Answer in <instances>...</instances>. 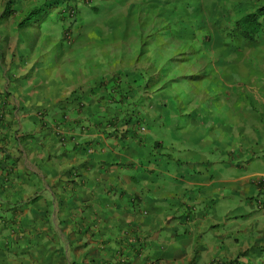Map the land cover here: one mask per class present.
<instances>
[{"label": "crops", "instance_id": "1", "mask_svg": "<svg viewBox=\"0 0 264 264\" xmlns=\"http://www.w3.org/2000/svg\"><path fill=\"white\" fill-rule=\"evenodd\" d=\"M70 2L0 0V264H264V59L128 122L103 90L126 59L79 69Z\"/></svg>", "mask_w": 264, "mask_h": 264}, {"label": "rangeland", "instance_id": "2", "mask_svg": "<svg viewBox=\"0 0 264 264\" xmlns=\"http://www.w3.org/2000/svg\"><path fill=\"white\" fill-rule=\"evenodd\" d=\"M260 4H263V0H93L90 7L79 9L83 13L85 24L79 29L82 30L81 33L76 34L78 41L75 43L81 46L80 52L88 48V52L94 56L98 54L97 50L100 54L111 51V54L104 56L110 63V72L117 68L116 64L122 53L127 59L126 72L131 70L128 60L132 62L135 58L139 62L138 66H141L138 74H142L143 70L154 74L161 71L163 74L162 69L165 70L164 79H151V89H154L153 106H160L165 124L167 113L173 107H179L182 98L196 94L205 83L210 88L209 83L215 77H208L215 73L223 74L228 62L247 60L248 57L264 59V36L260 35L256 43L252 44L240 37L235 27L240 18L256 10ZM45 5L39 6L41 11ZM92 6H96L98 14L90 9ZM262 22L264 23V19ZM180 25L185 29L175 33L173 29L178 30L177 26ZM86 26L92 28L94 35L87 34L88 31L84 29ZM171 30L174 36L165 37L163 32ZM88 36L91 43L85 46ZM153 39L155 41L151 43ZM154 58L160 59L159 66L154 67ZM255 64L261 70L264 62L257 61ZM79 65L90 67L101 66L102 63L99 58H84ZM222 79L218 87L227 90L225 86L229 84L225 83L223 77ZM160 82L169 84L164 89L157 90ZM113 84L107 86L111 87ZM140 90L143 91L142 88ZM211 91H215L214 84ZM119 94L120 91L118 96ZM147 113L150 114L148 111ZM147 129L149 131L141 136L142 139L150 135L154 137L159 131L154 125ZM152 146L153 143L147 140V147ZM132 150L137 151L134 155L136 158L144 152L138 146H134ZM155 150L158 151L156 148Z\"/></svg>", "mask_w": 264, "mask_h": 264}, {"label": "clouds", "instance_id": "3", "mask_svg": "<svg viewBox=\"0 0 264 264\" xmlns=\"http://www.w3.org/2000/svg\"><path fill=\"white\" fill-rule=\"evenodd\" d=\"M91 1H93V0H72V2H70V4H69V9L68 10H66V12H64V13H62V21H63V23H64V27H66L64 30H63V32H62V42L63 43H65L67 46H70V47H72L73 49L76 47L77 48V51L76 52H78L79 54H81V55H84V58H86V54L87 53H89L88 52V48H86V50L83 52H80L79 51V48L81 47V46H78V45H76V43H77V41H78V39L76 38V34H79V33H81V31L82 30H79L80 29V27L81 26H83L85 23H84V16H83V13H81V12H79V9H80V7H90V4H91ZM67 6V5H66ZM91 10H93L94 11V13L95 14H98V9L96 8V6H92L91 8H90ZM40 10V8L39 7H37V8H35V10L34 11H36V12H38ZM43 10H45L46 11V8L45 7H43L42 8V11ZM41 11V10H40ZM255 11V10H254ZM253 11V12H254ZM252 13V12H251ZM249 14V13H248ZM26 17H23V18H21L20 20H19V24L25 19ZM32 21V20H31ZM30 21V22H31ZM260 21H261V19H260ZM29 22V23H30ZM29 23H28V25H29ZM27 25V26H28ZM26 26V27H27ZM26 27H24V28H26ZM77 28L76 30H74V28ZM24 28H22V29H24ZM20 29V28H19ZM72 29V30H71ZM84 29H86V31H88L87 32V34H89V36H91V35H94V33H92V28H90V27H88V26H86V28H84ZM21 30V29H20ZM236 31H238V29H236ZM164 33V36L166 37V32H163ZM158 34V32L156 33V35ZM160 34H161V32H160ZM237 34H240L239 32H237ZM96 35V34H95ZM97 35H98V33H97ZM89 36L88 37H86V43H85V46L86 45H88V44H90L91 42L89 41ZM37 37V36H36ZM155 37V36H154ZM154 41H155V39H153L152 40V42L151 43H154ZM76 42V43H75ZM75 43V44H74ZM84 45V44H83ZM82 45V46H83ZM151 44H150V49H151ZM104 47V46H103ZM106 47V46H105ZM97 52H98V54H96V56H94V54H91V53H89L90 55H91V57L90 58H87V60H90V59H97V58H99L100 60H101V63H102V65L101 66H94L95 67V74H96V76L97 75H100L101 76V74H102V71H104L103 73H105V74H109V73H111L110 72V70H109V61L108 60H105L104 59V56L106 55V54H111V51H109L108 52V50H107V52L105 53V54H100L99 53V51L97 50ZM151 55H152V52H151ZM122 56H123V58H125L126 59V57H125V54H123L122 53V55H121V59H118V61L119 60H122L123 58H122ZM127 60V59H126ZM129 61V60H128ZM153 61V65H154V67L155 66H159V63H160V59L158 58V59H156V58H154V60H152ZM116 63V62H115ZM138 60L135 58V59H133V62L131 63V65L129 66L130 67V69L131 70H129L128 72H126L125 74H123V73H121V75H116V77L114 78H112V82H110V83H108L107 85H109V84H111V83H114L111 87H108L107 85L104 87L105 89H103V90H107V92L108 93H112L114 96H116L117 95V97H118V99L116 100V105H118V100L119 99H121V98H123L126 94H127V92H128V90L132 87L133 88V90L135 91V94H136V96H135V99H136V97H137V95L139 94H141V95H145V97L146 96H148V91H141L140 90V88H142V86L139 84V82H136L135 80H136V78L138 77V76H141L142 74H144V73H147V74H149V75H151V76H156V75H158L157 76V78H158V80H160V79H164V77L163 76H165V75H163V74H161V71L158 73V74H154V73H151V72H146V70H143L142 71V74H138L137 73V71L139 70V69H141V66H138ZM140 63H142V61H140ZM155 63L157 64V65H155ZM91 68L93 67V65H91L90 66ZM128 67V66H127ZM79 69H82V70H85L86 69V67H82V66H80V68ZM156 69H158V68H156ZM151 71V70H150ZM105 76V75H104ZM103 76V77H104ZM103 77L101 78H99V82L96 84V87L99 85V86H101V83L102 82H100V80L101 79H103ZM130 78H132V80H130ZM199 82V81H198ZM163 83V84H162ZM167 84H169V82H166V83H164V82H160L159 83V86H158V88H157V90H162V89H164L166 86H167ZM121 86H124L123 88H121ZM102 88V87H101ZM118 91H120V94H119V96H118ZM152 91H154V89L152 90ZM138 95V96H139ZM150 96H152V93H150L149 94V97ZM119 108H120V106H118ZM145 108V107H144ZM122 111V110H121ZM145 112V111H144ZM135 116H133V117H131V118H129V120H132V119H134L135 118V121H137L138 119H140L141 117L139 116V113H138V111L136 112V114H134ZM129 120H128V122H129ZM138 131L140 132V133H144L145 132V129H144V127H140V128H138ZM141 137V136H140Z\"/></svg>", "mask_w": 264, "mask_h": 264}, {"label": "trees", "instance_id": "4", "mask_svg": "<svg viewBox=\"0 0 264 264\" xmlns=\"http://www.w3.org/2000/svg\"><path fill=\"white\" fill-rule=\"evenodd\" d=\"M41 10V9H40ZM39 10V11H40ZM38 11V12H39ZM32 15H36L35 13H33ZM41 17L45 18L47 16L46 11L43 10V12H41L40 14ZM264 17V6L263 7H259L257 8L254 12L246 14L245 16H243V18L239 21H237L235 23V27L236 29H238L240 32V37H242L243 39L246 40H251L253 41L255 39V36L257 35V33L260 31L261 29V21L260 19H262ZM32 20V18H28L26 17L20 24H19V28L22 29L24 27H26L28 25V23ZM178 30L173 29V31L175 33L181 32V30H184L185 28H181L180 26H177ZM167 36H174V33H172L171 31H168ZM155 65H157L155 63ZM162 73L163 75H165V70L162 69ZM158 75L156 76H151L147 73L142 74L141 76L136 78V82L140 81V85L142 86L143 91H148V98H145V95L143 94L141 97V95L138 97H136L135 99V91L133 90V88L131 87L127 94L119 99L118 101V105L120 106L123 114H126L125 117L129 120V118L135 116L134 114H136L137 110L136 109H141V108H148L151 106V96L149 97V94L152 93V89H151V79L152 77L155 78V80L157 81ZM164 77V76H163ZM163 84V83H162Z\"/></svg>", "mask_w": 264, "mask_h": 264}]
</instances>
